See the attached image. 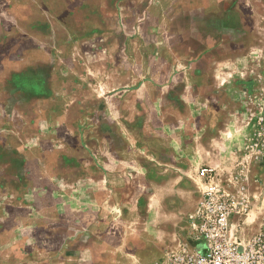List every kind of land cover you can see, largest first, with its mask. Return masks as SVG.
<instances>
[{
  "label": "rangeland",
  "instance_id": "1",
  "mask_svg": "<svg viewBox=\"0 0 264 264\" xmlns=\"http://www.w3.org/2000/svg\"><path fill=\"white\" fill-rule=\"evenodd\" d=\"M203 167L264 233V0H0V264H155Z\"/></svg>",
  "mask_w": 264,
  "mask_h": 264
},
{
  "label": "built area",
  "instance_id": "2",
  "mask_svg": "<svg viewBox=\"0 0 264 264\" xmlns=\"http://www.w3.org/2000/svg\"><path fill=\"white\" fill-rule=\"evenodd\" d=\"M198 176L206 188L191 217L189 238L155 264H264V233L247 240L231 230L237 205L217 185L212 167H203Z\"/></svg>",
  "mask_w": 264,
  "mask_h": 264
}]
</instances>
